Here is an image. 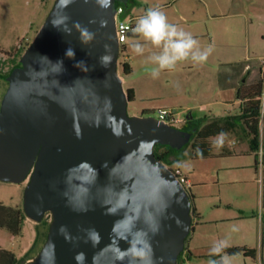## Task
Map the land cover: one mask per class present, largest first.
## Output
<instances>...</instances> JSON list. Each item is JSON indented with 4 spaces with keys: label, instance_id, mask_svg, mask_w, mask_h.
I'll use <instances>...</instances> for the list:
<instances>
[{
    "label": "water",
    "instance_id": "obj_1",
    "mask_svg": "<svg viewBox=\"0 0 264 264\" xmlns=\"http://www.w3.org/2000/svg\"><path fill=\"white\" fill-rule=\"evenodd\" d=\"M129 1L56 0L6 78L0 181L29 179L26 217H51L26 264H179L185 250L192 199L154 149L192 134L128 114L115 16Z\"/></svg>",
    "mask_w": 264,
    "mask_h": 264
},
{
    "label": "rangeland",
    "instance_id": "obj_2",
    "mask_svg": "<svg viewBox=\"0 0 264 264\" xmlns=\"http://www.w3.org/2000/svg\"><path fill=\"white\" fill-rule=\"evenodd\" d=\"M55 1L0 0V107L8 88L3 77L9 75L34 41ZM131 3L134 7L128 20L133 18L137 22L147 9L158 8L169 23L190 33L201 50L210 45L213 50L204 63L189 58L177 62L172 69L161 70L153 78L156 65L151 57L162 48L151 45L143 37L128 36L126 51L119 55L118 70L125 91L129 88L137 91L135 99L128 104L129 116L157 119L158 110L167 109L183 120L177 125L181 128L190 113L207 119L238 115L241 103L237 99V85L252 84L264 77V0H132ZM135 42L144 45L143 54L134 52ZM126 61L131 66L129 75L123 72ZM262 102V148L258 153L249 151L239 131L212 141L217 154L214 157L193 159L189 144L184 158L172 159L174 162L168 166L190 179L189 194L201 217L198 226L193 219L195 233L191 237L194 238L189 259L192 264H208L210 259L220 260L225 254L232 257L231 264H264V94ZM220 139L223 146L216 147ZM221 149L230 151L231 155L219 156ZM28 184L29 179L22 183L0 181V203L23 208ZM44 221L47 223H37V228L29 221L19 237L0 229V247L26 264L41 248L30 251L37 230L43 238L51 217L46 216ZM221 241H226L228 246L219 255H210L212 247ZM196 246L205 247L196 250ZM234 247L255 249L257 254L231 256L225 251Z\"/></svg>",
    "mask_w": 264,
    "mask_h": 264
},
{
    "label": "trees",
    "instance_id": "obj_3",
    "mask_svg": "<svg viewBox=\"0 0 264 264\" xmlns=\"http://www.w3.org/2000/svg\"><path fill=\"white\" fill-rule=\"evenodd\" d=\"M131 2L132 0L129 1L128 7H125L121 3H117L116 6H123L125 8V13L128 15L131 9L134 7ZM123 51H126V47L123 48ZM20 67L21 63L19 61L12 67L9 75L15 69H18ZM123 72L126 75H129L131 73V66L128 61L123 63ZM262 77H260L252 84H248L246 82H242L241 84H239L237 89V99L241 103V111L238 115H229L226 117L214 119L197 118L193 116L192 119L186 120V124L180 129L192 134V138L189 144L191 145V155L193 159L202 160L216 156L217 154L215 153V147L212 144V141L216 138H220L218 137V134L222 132L229 135L241 131L244 139L248 143L250 152L256 154L261 150L262 141L260 121L263 106L262 97L264 94V77ZM3 79L5 80L6 77H3ZM127 94L130 101L135 99V90L133 88L127 89ZM189 144L184 146L179 151L174 150L170 146L156 145L154 153L159 161L169 166L174 161H181L184 158V150ZM198 150L199 153H202V155L198 154ZM218 154L219 156L224 157L231 155V152L221 149ZM172 159H174V161ZM190 197L192 199L191 195ZM192 217L193 219L199 217L196 213V209L193 203ZM26 219L27 217L22 207H12L0 203V229L7 230L14 237H19L22 235ZM45 223L47 222L43 220L40 224ZM47 233L42 238L40 236V231L37 230L36 240L30 251L36 249L38 246H43L47 238ZM188 238L186 240V243L188 241ZM225 251L231 256L242 253L245 256L254 257L257 254V251L255 249H250L247 247H234L226 249ZM184 256L190 259V254L188 252L187 246H185L184 252L179 256V263H181ZM33 258L34 257H32L31 259ZM0 264H21V259H19L14 253L0 247Z\"/></svg>",
    "mask_w": 264,
    "mask_h": 264
},
{
    "label": "clouds",
    "instance_id": "obj_4",
    "mask_svg": "<svg viewBox=\"0 0 264 264\" xmlns=\"http://www.w3.org/2000/svg\"><path fill=\"white\" fill-rule=\"evenodd\" d=\"M128 30L125 29V31ZM130 31L136 36L143 37L151 45L162 48L159 54H154L151 57L152 62L156 65L152 70L153 78H157L161 70L172 69L177 62L189 58L195 63H204L213 50L211 45L207 49L201 50L199 42L190 33L179 29L175 24L169 23L167 16L158 8L147 9L145 14L138 18L135 27L131 28ZM132 48L138 55L143 54L145 50L144 45L139 42L133 43ZM108 60V56L101 57L104 66H106ZM227 135V133L222 132L218 134V137L223 138ZM215 146L222 147L223 139H220ZM198 154L202 155L199 150ZM233 231H236L235 227ZM227 246L226 241L219 242L212 247L210 255H219ZM231 260L232 257L225 254L221 256L220 260L210 259L208 264H231Z\"/></svg>",
    "mask_w": 264,
    "mask_h": 264
},
{
    "label": "built area",
    "instance_id": "obj_5",
    "mask_svg": "<svg viewBox=\"0 0 264 264\" xmlns=\"http://www.w3.org/2000/svg\"><path fill=\"white\" fill-rule=\"evenodd\" d=\"M116 31L117 38L120 45V54L124 53L123 48L125 47V43L127 41L129 34L131 33L130 29L135 27V19H127L128 15L125 13V8L123 6H116ZM125 29H129L125 31ZM159 121L164 122L167 125L177 127L178 124L183 123L182 119H178L176 114L167 109H159L158 110V118ZM176 175L178 181L184 187V189L189 193L192 188V183L190 179L184 175L180 170L173 171ZM179 264H192L190 260L184 256L181 263Z\"/></svg>",
    "mask_w": 264,
    "mask_h": 264
},
{
    "label": "crops",
    "instance_id": "obj_6",
    "mask_svg": "<svg viewBox=\"0 0 264 264\" xmlns=\"http://www.w3.org/2000/svg\"><path fill=\"white\" fill-rule=\"evenodd\" d=\"M238 86H239V84L237 85V88H238ZM136 94H137V91L135 90V96H136ZM203 110L205 109V107H201ZM237 154V153H236ZM19 207V206H18ZM196 213H197V211H196ZM197 215L199 216V217H196L195 219V224H196V226H198L199 225V222H200V220H201V217H200V215L197 213ZM29 221H32V220H30L29 218H27L26 219V221H25V224L26 223H28ZM32 223L36 226V228H37V223H35V222H33L32 221ZM25 224H24V226H25ZM194 233H195V226H194V224H193V230L191 231V234L189 235V240L187 241V243H186V246H187V248H188V252H189V254H190V256L192 255V244L191 243H193V238L191 239V237L194 235ZM191 241V242H190ZM205 246H201V247H199V246H196V247H194L196 250H198V249H203ZM2 248V247H1Z\"/></svg>",
    "mask_w": 264,
    "mask_h": 264
},
{
    "label": "flooded vegetation",
    "instance_id": "obj_7",
    "mask_svg": "<svg viewBox=\"0 0 264 264\" xmlns=\"http://www.w3.org/2000/svg\"><path fill=\"white\" fill-rule=\"evenodd\" d=\"M7 78V77H6ZM6 80V79H5ZM7 81V80H6Z\"/></svg>",
    "mask_w": 264,
    "mask_h": 264
}]
</instances>
